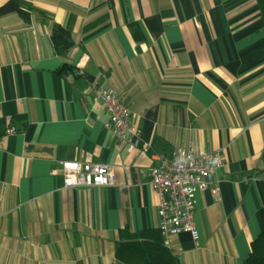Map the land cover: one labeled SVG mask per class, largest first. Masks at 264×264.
I'll return each instance as SVG.
<instances>
[{
    "label": "crops",
    "instance_id": "obj_1",
    "mask_svg": "<svg viewBox=\"0 0 264 264\" xmlns=\"http://www.w3.org/2000/svg\"><path fill=\"white\" fill-rule=\"evenodd\" d=\"M25 1L30 22L0 16V264H129L116 253L124 229L163 241L143 169L152 153L183 147L220 152L225 164L209 179L222 199L199 191L200 239L174 234L169 249L180 264H249L264 232L257 0ZM59 26L74 41L64 55L51 39ZM93 81L132 109L150 152L106 128ZM63 160L108 163L115 183L67 187Z\"/></svg>",
    "mask_w": 264,
    "mask_h": 264
},
{
    "label": "built area",
    "instance_id": "obj_2",
    "mask_svg": "<svg viewBox=\"0 0 264 264\" xmlns=\"http://www.w3.org/2000/svg\"><path fill=\"white\" fill-rule=\"evenodd\" d=\"M84 73V71H82ZM94 88V100L102 103L110 113L106 128L113 130L119 141H126L131 148L139 147L150 152L151 145L140 141V133L133 123L134 113L118 97L116 91L107 85L90 83ZM16 127L9 128L15 132ZM154 165L143 172L159 193V229L166 247L171 246L174 234L188 232L199 240L201 233L196 222L198 192L211 188L215 198L222 199L219 181H210L225 160L218 151H205L197 154L190 148H179L171 155L154 152ZM62 174L67 187L81 185H113L116 177L113 167L108 163L78 160H63Z\"/></svg>",
    "mask_w": 264,
    "mask_h": 264
},
{
    "label": "trees",
    "instance_id": "obj_3",
    "mask_svg": "<svg viewBox=\"0 0 264 264\" xmlns=\"http://www.w3.org/2000/svg\"><path fill=\"white\" fill-rule=\"evenodd\" d=\"M264 18V0H257ZM33 7L25 0H9L0 6V16L18 13L26 22L31 21ZM57 54L64 55L73 46L71 31L63 26L56 27L51 36ZM60 68V72L66 70ZM117 256L129 264H180L179 259L167 248L163 241L148 235L147 231L133 233L124 229L117 244ZM249 264H264V232L252 243Z\"/></svg>",
    "mask_w": 264,
    "mask_h": 264
}]
</instances>
